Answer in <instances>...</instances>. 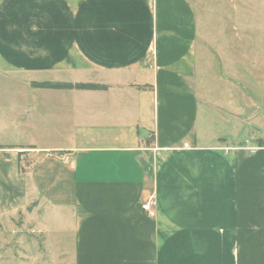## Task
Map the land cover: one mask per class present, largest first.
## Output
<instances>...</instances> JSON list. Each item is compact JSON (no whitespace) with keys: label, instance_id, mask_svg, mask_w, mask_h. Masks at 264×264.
Instances as JSON below:
<instances>
[{"label":"crops","instance_id":"crops-1","mask_svg":"<svg viewBox=\"0 0 264 264\" xmlns=\"http://www.w3.org/2000/svg\"><path fill=\"white\" fill-rule=\"evenodd\" d=\"M196 37L190 0H0V66L55 100L57 142L0 143V230L47 219L39 264H264V62L214 72Z\"/></svg>","mask_w":264,"mask_h":264},{"label":"rangeland","instance_id":"rangeland-1","mask_svg":"<svg viewBox=\"0 0 264 264\" xmlns=\"http://www.w3.org/2000/svg\"><path fill=\"white\" fill-rule=\"evenodd\" d=\"M190 1L194 6L197 21L198 63H214V72H218L220 69L218 63H242L241 44H244V50H248V56L245 59L249 61L243 59L245 63L264 62L262 59L264 57V0ZM212 73L210 72L208 77H213ZM24 74L19 73L18 75L14 71L7 72L0 66V143L24 142L26 140L43 143L47 141L57 142L58 137L53 133L57 126L51 122V104H54V97L46 95L44 99L41 93L27 85L28 82L23 80ZM30 75L32 77L28 78L35 80H53L54 78V75L47 73ZM261 76L262 93H264V73ZM208 79H210L207 81L210 88L217 86L219 89V85L213 83L211 78ZM257 100L260 102L259 98ZM27 105L32 108L29 117L26 119H24V115L19 117L22 108ZM36 105L38 108L34 109ZM258 111L262 116L259 121H254V123L260 127L261 136L264 138V99H262ZM47 117L48 119L45 121ZM22 119L25 123L21 121ZM44 122L46 123L44 124ZM252 125L254 124L252 123ZM250 129L254 134L255 129L253 127ZM42 130L46 132L39 133ZM248 132L249 130L246 128L242 130L241 126H236V130L233 131L229 128V133L233 135L239 133L240 139L246 137ZM225 133H227L226 130L220 135H225ZM255 140L252 138V141ZM27 160L30 161V158ZM34 218L35 226L32 228L27 227L25 229L23 227L25 230H22L21 225L17 222V217L12 221L9 229L0 230V264H39L40 257L49 258L56 251L54 247L60 249L58 244H50L51 233L49 230L51 225L48 220H45V227L43 228L46 232L41 234L35 229H38L43 222L39 217L34 216ZM36 219L39 220L36 221ZM2 236H5L4 241L1 239ZM20 238H28L29 243L22 247ZM43 238H46L48 248L43 251V255H39L36 242L43 241ZM22 251L23 253H21ZM26 253L27 255L30 253L31 256L25 257ZM26 258L28 259L26 260Z\"/></svg>","mask_w":264,"mask_h":264},{"label":"trees","instance_id":"trees-1","mask_svg":"<svg viewBox=\"0 0 264 264\" xmlns=\"http://www.w3.org/2000/svg\"><path fill=\"white\" fill-rule=\"evenodd\" d=\"M33 86L41 88H52V89H89V90H98L104 89V85L97 83H60V82H42V83H33ZM20 154V153H19Z\"/></svg>","mask_w":264,"mask_h":264},{"label":"built area","instance_id":"built-area-1","mask_svg":"<svg viewBox=\"0 0 264 264\" xmlns=\"http://www.w3.org/2000/svg\"><path fill=\"white\" fill-rule=\"evenodd\" d=\"M154 206L155 199L152 195H149L144 201L140 203L141 209L148 213H152Z\"/></svg>","mask_w":264,"mask_h":264}]
</instances>
